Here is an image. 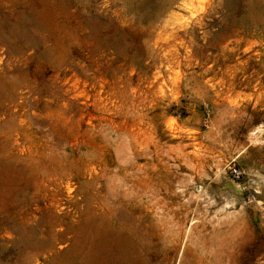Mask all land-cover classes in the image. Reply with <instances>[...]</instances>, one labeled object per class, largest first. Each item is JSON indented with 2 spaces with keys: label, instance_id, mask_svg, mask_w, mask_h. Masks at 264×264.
<instances>
[{
  "label": "rangeland",
  "instance_id": "rangeland-1",
  "mask_svg": "<svg viewBox=\"0 0 264 264\" xmlns=\"http://www.w3.org/2000/svg\"><path fill=\"white\" fill-rule=\"evenodd\" d=\"M0 264H264V0H0Z\"/></svg>",
  "mask_w": 264,
  "mask_h": 264
},
{
  "label": "built area",
  "instance_id": "built-area-1",
  "mask_svg": "<svg viewBox=\"0 0 264 264\" xmlns=\"http://www.w3.org/2000/svg\"><path fill=\"white\" fill-rule=\"evenodd\" d=\"M232 175H233V178H235V179H239L240 176H241V173H240V171H239L238 169L233 168V169H232Z\"/></svg>",
  "mask_w": 264,
  "mask_h": 264
},
{
  "label": "bare ground",
  "instance_id": "bare-ground-1",
  "mask_svg": "<svg viewBox=\"0 0 264 264\" xmlns=\"http://www.w3.org/2000/svg\"><path fill=\"white\" fill-rule=\"evenodd\" d=\"M122 1H123V0H122ZM152 1H153V0H152ZM144 2H145V1H144ZM112 3H113V2H112ZM114 3H115V2H114ZM130 3H131V2H130ZM137 3H138V2H137ZM117 4H118V3H117ZM122 4H123V3H122ZM148 4H149V3H148ZM155 4H156V2H155ZM114 5H115V4H114ZM107 6H108V5H107ZM111 6H112V5H111ZM171 6H172V5H171ZM112 7H113V6H112ZM144 7H145V6H144ZM186 7H187V6H186ZM142 8H143V7H142ZM148 8H149V7H148ZM111 10H112V9H111ZM113 10H114V9H113ZM113 10H112V11H113ZM161 10H162V9L159 8L158 11H161ZM115 11H116V10H115ZM138 11H139V9H138ZM140 11H141V10H140ZM117 12H118V11H117ZM118 13H119V12H118ZM143 14H144V13H143ZM120 16H121V15H120ZM139 16H140V15H139ZM139 16H138V17H139ZM140 18H142V16H141ZM122 21H123V20H122ZM128 22H129V21H128ZM128 22H127V23H128ZM169 22H170V21H169ZM129 23H130V22H129ZM160 23H161V22H160ZM168 24H169V23H168ZM168 24H167V25H168ZM157 26H158V25H157ZM159 27H160V26H159ZM173 27H174V26H173ZM155 29H156V28H155ZM176 37H178V36H176ZM178 38H179V37H178ZM155 41H156V40H155ZM153 43H154V42H153ZM157 44H158V43H157ZM160 48H161V47H160ZM249 64H250V63H249ZM4 171H5V170H4ZM107 248H108V247H107ZM91 255H92V254H91Z\"/></svg>",
  "mask_w": 264,
  "mask_h": 264
}]
</instances>
